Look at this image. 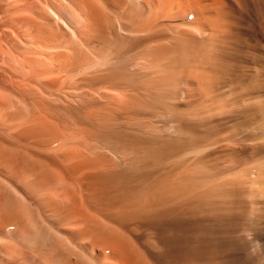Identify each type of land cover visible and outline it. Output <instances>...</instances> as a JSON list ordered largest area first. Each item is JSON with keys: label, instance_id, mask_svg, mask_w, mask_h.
Listing matches in <instances>:
<instances>
[{"label": "bare ground", "instance_id": "6f19581e", "mask_svg": "<svg viewBox=\"0 0 264 264\" xmlns=\"http://www.w3.org/2000/svg\"><path fill=\"white\" fill-rule=\"evenodd\" d=\"M0 264H264V0H0Z\"/></svg>", "mask_w": 264, "mask_h": 264}]
</instances>
